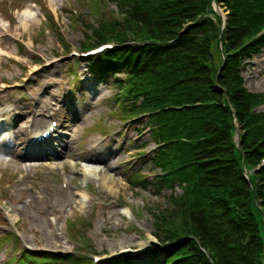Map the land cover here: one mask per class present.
Masks as SVG:
<instances>
[{"label":"trees","instance_id":"16d2710c","mask_svg":"<svg viewBox=\"0 0 264 264\" xmlns=\"http://www.w3.org/2000/svg\"><path fill=\"white\" fill-rule=\"evenodd\" d=\"M86 1L93 22L73 23L85 37L80 47L118 46L97 67L121 75L113 114H149L156 175L135 170L125 181L166 201L152 214L154 236L168 246L164 264H264V220L256 221L264 213V166L249 185L230 140L236 120L246 162L256 168L264 158V114L255 111L264 94L249 93L240 75L243 59L264 48V34L254 40L264 29V0ZM213 1L227 13L223 30ZM106 2L116 9L110 19L100 12Z\"/></svg>","mask_w":264,"mask_h":264},{"label":"rangeland","instance_id":"374dc122","mask_svg":"<svg viewBox=\"0 0 264 264\" xmlns=\"http://www.w3.org/2000/svg\"><path fill=\"white\" fill-rule=\"evenodd\" d=\"M26 7L37 20L28 18L24 28L20 13ZM45 10L51 12L57 32L45 24ZM110 11L115 12L111 2L100 10L106 19L112 18ZM87 15L84 0H0V122L4 121L0 128L10 133L0 145L1 215L9 226L0 227V264H16L13 258L22 254L24 245L39 251L31 252L37 257L50 250L111 257L128 250V244L132 250L142 247L140 252H145H139V258L144 264H163L167 255V248L156 251L151 246L155 242L152 214L165 199L148 190L131 191L125 182L131 169L150 173L148 154L154 145L147 132L136 134L141 122L122 124L116 119L111 108L113 80L98 79L95 73L89 76V61L70 57L71 51H87L80 47L85 37L71 18L93 22ZM8 27L10 37L4 33ZM244 63L245 87L263 92L264 48ZM81 79L86 82L81 84ZM50 106L59 113V140L51 144L47 158L29 167L20 158L24 128L38 114L47 121L49 113L44 109ZM17 110L22 112L19 118L13 114ZM144 146L147 154L137 156L135 149ZM91 170L101 171L91 175ZM53 219L58 223L57 235L52 231ZM11 232L19 235L18 246L7 239Z\"/></svg>","mask_w":264,"mask_h":264},{"label":"bare ground","instance_id":"6f19581e","mask_svg":"<svg viewBox=\"0 0 264 264\" xmlns=\"http://www.w3.org/2000/svg\"><path fill=\"white\" fill-rule=\"evenodd\" d=\"M21 15V18H20V22H22L23 23V27L24 28H26V24H27V22H25L26 20H28V18L29 19H32V21L33 22H35L37 19H36V15L34 14V13H32L31 12V10L28 8V7H26V8H24L22 11H21V13H20ZM34 123H37V121L36 120H34ZM28 129H29V127H26V131H28ZM41 146V145H40ZM66 156H68V157H73L72 155H70V153H68V152H65L64 153ZM20 158H22V160L23 161H25V163H28L27 165L29 166V167H32V166H35L36 165V163L38 162V161H40L42 158H44V157H42V156H40V155H37V154H30V155H23V156H20ZM90 161L91 162H102V160L101 159H90ZM101 170H91L90 171V173H91V175H96V174H98L99 172H100ZM52 231H56V235L58 234L57 233V231H59V228H58V223H57V221H56V219L54 220H52ZM127 248H133L132 247V245H130V244H128L127 245ZM142 250V247H140V249H138V250H135V251H133L134 253H136L137 254V261L140 263V264H143V263H141V261H140V258H139V256L140 255H138L139 254V252Z\"/></svg>","mask_w":264,"mask_h":264},{"label":"water","instance_id":"95a60500","mask_svg":"<svg viewBox=\"0 0 264 264\" xmlns=\"http://www.w3.org/2000/svg\"><path fill=\"white\" fill-rule=\"evenodd\" d=\"M215 9L218 11V8H217V6L215 7Z\"/></svg>","mask_w":264,"mask_h":264}]
</instances>
